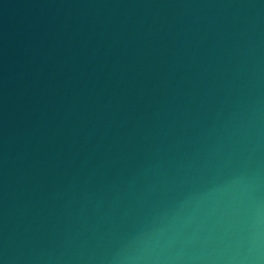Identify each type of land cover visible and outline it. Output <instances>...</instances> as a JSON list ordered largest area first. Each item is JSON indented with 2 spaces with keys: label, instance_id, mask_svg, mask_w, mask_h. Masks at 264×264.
<instances>
[{
  "label": "water",
  "instance_id": "water-1",
  "mask_svg": "<svg viewBox=\"0 0 264 264\" xmlns=\"http://www.w3.org/2000/svg\"><path fill=\"white\" fill-rule=\"evenodd\" d=\"M0 264H264V0H0Z\"/></svg>",
  "mask_w": 264,
  "mask_h": 264
}]
</instances>
